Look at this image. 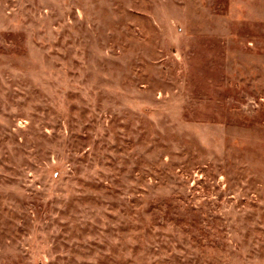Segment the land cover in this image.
Listing matches in <instances>:
<instances>
[{"label":"rangeland","instance_id":"1","mask_svg":"<svg viewBox=\"0 0 264 264\" xmlns=\"http://www.w3.org/2000/svg\"><path fill=\"white\" fill-rule=\"evenodd\" d=\"M0 264H264V0H0Z\"/></svg>","mask_w":264,"mask_h":264}]
</instances>
